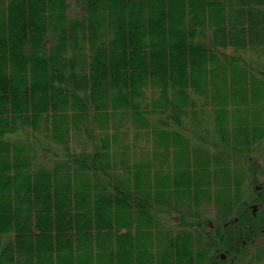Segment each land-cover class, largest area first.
Segmentation results:
<instances>
[{
  "label": "trees",
  "instance_id": "obj_1",
  "mask_svg": "<svg viewBox=\"0 0 264 264\" xmlns=\"http://www.w3.org/2000/svg\"><path fill=\"white\" fill-rule=\"evenodd\" d=\"M0 30V264H264V0H0Z\"/></svg>",
  "mask_w": 264,
  "mask_h": 264
},
{
  "label": "bare ground",
  "instance_id": "obj_2",
  "mask_svg": "<svg viewBox=\"0 0 264 264\" xmlns=\"http://www.w3.org/2000/svg\"><path fill=\"white\" fill-rule=\"evenodd\" d=\"M53 2V1H52ZM48 3V2H47ZM56 3V2H55ZM71 5V4H70ZM68 6V5H67ZM77 9V8H76ZM20 12H22V11H20ZM71 13V12H70ZM32 15V14H31ZM25 16V15H24ZM30 16V15H29ZM16 17V16H15ZM14 17V18H15ZM13 18V17H12ZM75 18V17H74ZM10 19V18H9ZM8 19V20H9ZM73 21H74V19H72ZM76 20V19H75ZM29 21V20H28ZM49 21V20H48ZM3 22V21H2ZM11 23V22H10ZM29 23V22H28ZM31 23V22H30ZM41 23V22H40ZM49 23V22H48ZM12 24V23H11ZM77 24V23H76ZM9 25V24H8ZM13 26V25H12ZM44 26V25H43ZM54 26V25H53ZM57 27H58V25H57ZM98 27V26H97ZM11 28V27H10ZM22 28V27H21ZM20 30V29H19ZM43 30V29H42ZM1 31V30H0ZM21 31V30H20ZM15 32V31H14ZM18 32V31H17ZM16 32V33H17ZM129 32V31H128ZM125 33V32H124ZM123 33V34H124ZM53 34V33H52ZM126 34V33H125ZM130 34V33H129ZM1 36H2V34H1ZM12 38V37H11ZM96 38V37H95ZM53 39V38H52ZM109 41V40H108ZM3 42H5V41H3ZM15 42V41H14ZM23 43V42H22ZM133 44V43H132ZM2 45V44H1ZM5 45V44H4ZM59 45V44H58ZM62 45V44H61ZM76 45V44H75ZM72 46V45H71ZM132 46V45H131ZM57 47V46H56ZM59 47V46H58ZM5 48V47H4ZM16 49V48H15ZM13 50V49H12ZM64 50V49H63ZM138 51V50H137ZM4 52V51H3ZM60 53V52H59ZM113 53V52H112ZM14 54H15V52H14ZM53 54V53H52ZM16 55V54H15ZM141 55V54H140ZM4 56V55H3ZM1 57V56H0ZM130 57V56H129ZM11 58V57H10ZM113 59V58H112ZM15 60V59H14ZM132 60V59H131ZM116 64V63H115ZM94 66V65H93ZM104 68V67H103ZM107 68V67H106ZM14 70V69H13ZM3 71V70H2ZM5 71V70H4ZM113 72V71H112ZM2 75V74H1ZM55 75V74H54ZM112 75V74H111ZM240 75V74H239ZM238 75V76H239ZM52 76V75H51ZM82 76V75H81ZM60 78V77H59ZM64 78V77H63ZM79 78V77H78ZM247 81V80H246ZM246 83V82H245ZM92 95V94H91ZM52 97V96H51ZM48 98V97H47ZM94 98V97H93ZM43 99V98H42ZM58 100V99H57ZM8 111V110H7ZM149 123V122H148ZM125 124V123H124ZM123 126V125H122ZM126 126V125H125ZM144 126V125H143ZM146 126V125H145ZM128 127V126H127ZM39 131V130H38ZM42 131H43V129H42ZM4 132V131H3ZM154 132V131H153ZM152 132V133H153ZM149 134V133H148ZM28 135V134H27ZM160 135V134H159ZM83 137V136H82ZM33 138V137H32ZM35 138V137H34ZM105 138H106V136H105ZM87 139V138H86ZM158 139V138H157ZM156 139V140H157ZM24 143V142H23ZM14 144V143H13ZM30 144V143H29ZM37 145V144H36ZM49 145V144H48ZM44 146V145H43ZM25 147V146H24ZM36 147V146H35ZM26 149V148H25ZM36 154V153H35ZM25 155H27V154H25ZM21 158V157H20ZM25 158H26V156H25ZM30 157H28V159H29ZM27 159V160H28ZM33 159V158H32ZM22 160V159H21ZM24 160V159H23ZM189 160V159H188ZM28 162V161H27ZM36 162V161H35ZM22 163V162H21ZM36 164V163H35ZM28 165V164H27ZM26 166V165H25ZM247 166V165H246ZM36 167V166H35ZM37 169V168H36ZM34 174V173H33ZM3 181V180H2ZM8 183V182H7ZM5 188V187H4ZM16 188H17V186L15 187V190H16ZM23 189V188H22ZM19 190V189H18ZM20 191V190H19ZM23 191V190H22ZM243 193V192H242ZM15 195V194H14ZM20 195V194H19ZM35 198V197H34ZM15 199V198H14ZM42 199V198H41ZM17 205H19V204H17ZM36 205V204H35ZM43 206H45V205H43ZM35 207V206H34ZM46 207V206H45ZM40 208V207H39ZM49 208V207H48ZM43 209V208H42ZM23 210V209H22ZM18 211V210H17ZM175 212V211H174ZM179 213V212H178ZM180 214V213H179ZM17 215V214H16ZM24 215V214H23ZM27 216V215H26ZM30 216V215H29ZM28 219V218H27ZM24 221H26V220H24ZM172 221V220H171ZM22 222V221H21ZM19 224H20V222H19ZM25 224V223H24ZM256 252V251H255Z\"/></svg>",
  "mask_w": 264,
  "mask_h": 264
},
{
  "label": "rangeland",
  "instance_id": "obj_3",
  "mask_svg": "<svg viewBox=\"0 0 264 264\" xmlns=\"http://www.w3.org/2000/svg\"><path fill=\"white\" fill-rule=\"evenodd\" d=\"M75 6H73L72 8H74ZM211 126V125H210ZM212 127V126H211ZM211 144H212V142H211ZM249 180H246L245 178H244V181H243V185H244V187L246 186L247 187V185H249ZM263 244V247H264V243H262Z\"/></svg>",
  "mask_w": 264,
  "mask_h": 264
}]
</instances>
